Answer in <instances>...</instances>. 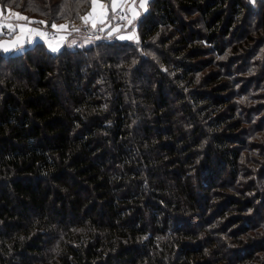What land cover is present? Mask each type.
I'll return each instance as SVG.
<instances>
[{
  "label": "trees",
  "instance_id": "trees-1",
  "mask_svg": "<svg viewBox=\"0 0 264 264\" xmlns=\"http://www.w3.org/2000/svg\"><path fill=\"white\" fill-rule=\"evenodd\" d=\"M54 1L101 33L0 50V264H264V0Z\"/></svg>",
  "mask_w": 264,
  "mask_h": 264
},
{
  "label": "rangeland",
  "instance_id": "rangeland-1",
  "mask_svg": "<svg viewBox=\"0 0 264 264\" xmlns=\"http://www.w3.org/2000/svg\"><path fill=\"white\" fill-rule=\"evenodd\" d=\"M4 1L7 6L0 3V50L4 53L15 50L19 51L18 48L36 40H41L51 52L58 51L64 43L65 34L69 31L71 32L76 26H72V29L66 30L33 23L32 19L28 18V16H36L35 18L44 16L42 13L44 2H41V0ZM253 1L255 0H251V2ZM12 2L15 3V6ZM56 2L69 5L73 9L71 11L72 15L74 12H77L81 3L80 0H56ZM147 2L148 0H90L88 11L80 17L81 20L79 19V22L82 23L81 26H84V24H88L90 27L100 25L105 35H111L117 39L136 41V18L146 10ZM118 11L124 13V22L120 21L117 17ZM24 15H28L26 16L27 18ZM253 17L256 18L257 16ZM255 22L256 19L253 20L251 18L250 25H254ZM5 28H10L12 32L3 34L2 31ZM48 30L57 31L58 37L55 39L48 38Z\"/></svg>",
  "mask_w": 264,
  "mask_h": 264
},
{
  "label": "built area",
  "instance_id": "built-area-1",
  "mask_svg": "<svg viewBox=\"0 0 264 264\" xmlns=\"http://www.w3.org/2000/svg\"><path fill=\"white\" fill-rule=\"evenodd\" d=\"M119 15L121 17H124V14L122 12L119 11ZM12 30L10 28H5L2 33L3 34H9L11 33ZM71 32H74V33H81L82 35H84L86 38H91V37H95L97 35H99L101 33V28L100 27H94V28H80L78 26H75ZM56 32L54 31H50L49 32V37H56Z\"/></svg>",
  "mask_w": 264,
  "mask_h": 264
},
{
  "label": "bare ground",
  "instance_id": "bare-ground-1",
  "mask_svg": "<svg viewBox=\"0 0 264 264\" xmlns=\"http://www.w3.org/2000/svg\"><path fill=\"white\" fill-rule=\"evenodd\" d=\"M49 32H50V31L48 30V33H47V35H48V38H50V39H55V38H57V37H58V32H57V31H54V32H56V34H57V35H56V37H49Z\"/></svg>",
  "mask_w": 264,
  "mask_h": 264
},
{
  "label": "crops",
  "instance_id": "crops-1",
  "mask_svg": "<svg viewBox=\"0 0 264 264\" xmlns=\"http://www.w3.org/2000/svg\"><path fill=\"white\" fill-rule=\"evenodd\" d=\"M37 36V35H36Z\"/></svg>",
  "mask_w": 264,
  "mask_h": 264
}]
</instances>
